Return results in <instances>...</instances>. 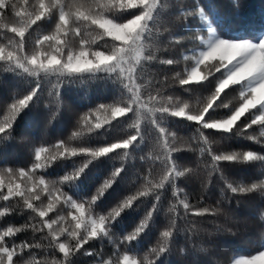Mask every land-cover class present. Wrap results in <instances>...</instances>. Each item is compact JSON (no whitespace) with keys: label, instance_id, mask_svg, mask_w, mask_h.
<instances>
[{"label":"trees","instance_id":"1","mask_svg":"<svg viewBox=\"0 0 264 264\" xmlns=\"http://www.w3.org/2000/svg\"><path fill=\"white\" fill-rule=\"evenodd\" d=\"M32 1H0V56L5 51L22 61L34 56L42 60L55 56L59 63L46 69L37 66L36 75H32L14 62L0 60V120L15 98L36 93L8 134L0 135V170H31L35 162L34 150L40 146L50 150L42 154V160L48 161L46 166L37 170V176L43 175L46 180L62 179L89 160L80 176L66 181L63 186L74 200L81 201L91 197L97 187L119 169L115 182L96 202L94 213L103 215L146 183V179L155 182L175 169H191L176 180V186L182 190L181 198H186L193 208L213 209L214 214L185 217L182 206L179 207L181 218L177 221L169 251L163 253L156 264H232L238 256L262 252L264 195L259 191L232 193L226 183L247 186L264 179V161H221V171L212 172L210 158L201 153L202 148L210 147L217 154L252 151L264 156V144L237 135L250 116L242 117L235 128L225 131L198 128L199 122L174 113L183 109L192 114L204 112L209 120L224 119L241 104L243 85L237 83L212 103L215 108L209 112V97L218 81L225 78L224 63L219 59L205 62L199 70L203 80L181 85L186 69L193 64L191 59L184 57H190L191 51L202 46L200 36L206 33L203 18L210 21L224 39L260 40L264 36V0ZM41 4L51 7L47 9L46 18L32 26L39 12L35 6ZM193 4L199 11L189 17L187 13L191 12ZM61 10L68 14V20L62 30H57V16ZM146 13L150 14L149 19L129 44L112 37L93 22L111 19L117 24H125ZM28 28L30 30L23 39L12 35L13 29ZM44 36L54 38L43 41ZM80 51H86L92 60L100 54L117 56L125 51L133 62L129 59V70L110 66L93 72L68 70V60ZM167 59L175 63H161ZM26 66L31 70V64ZM217 68L222 70L217 71ZM100 105L111 107L97 112ZM114 109L124 113L114 115ZM85 116L87 123L81 119ZM88 124H92V131L88 130ZM260 131L254 126L249 133L259 136ZM75 132L80 135L74 137ZM202 134L207 139L206 144ZM125 140L129 142L124 143ZM61 142L78 151L108 147L110 152L95 159L79 154L48 160L49 155L55 154L54 146ZM4 180L5 183L9 180L21 183L27 178L5 176ZM24 186L21 183V188ZM172 191V186L166 185L160 190L159 200L152 193L137 200L110 225L111 240L108 235L91 239L65 259V264H99L101 258L114 260L116 243L135 229L146 212L152 211L148 227L129 242L126 253L138 260L148 254L156 246L161 231L174 218L168 211L175 202ZM42 199L47 202L46 193L42 194ZM154 204L157 205L155 210ZM5 207L12 212L0 218V229L37 223L31 219L30 210L24 209L22 199L0 201V209ZM221 208L225 214H215ZM57 210L58 213H50L52 218L70 211L63 204H58ZM227 228L236 235L226 233ZM46 235L27 228L16 237L8 238L9 244L28 241L44 245L29 250L32 253L26 250L23 255L18 254L16 264H32L33 255L42 264H51L57 256L47 247L49 239H45ZM59 255L62 259L63 254ZM148 258L151 260L152 256Z\"/></svg>","mask_w":264,"mask_h":264},{"label":"snow or ice","instance_id":"2","mask_svg":"<svg viewBox=\"0 0 264 264\" xmlns=\"http://www.w3.org/2000/svg\"><path fill=\"white\" fill-rule=\"evenodd\" d=\"M191 12L187 13V15L193 16L196 15L199 11L196 9L195 4L191 6ZM47 16V8L46 5L41 4L40 11L36 14L32 26L38 24V22L45 19ZM63 16V19L61 17ZM59 29L62 30V25L67 22L68 14H66L63 10H61L57 16ZM30 30L28 29H13L12 35L17 39H23L26 36V32ZM19 31H23L24 35L21 36ZM179 43V41H176ZM241 46L242 52L241 55L233 62L232 65H229L227 69H223L225 76H227L231 71H234L236 68L245 64L249 58L250 54L255 53L258 50H264V39H262L259 43H249V42H240L233 43L228 42L223 39L217 40L214 43L209 42L207 50L200 51L197 56L188 57L185 56V60H194V63L190 68L186 69L184 78L181 80V85H187L196 79L193 75L194 71L202 70L204 63L208 60L206 57L209 53L214 49H219L222 47H231V46ZM210 49V50H209ZM35 62H33V57L25 60L19 59L17 56L13 55L11 52L5 51L2 56H0V60H4L5 62H14L18 68L23 69L25 72H29L32 75H36L37 66L40 69H46L47 66L38 65V58L35 57ZM161 63L166 65H173L175 63L172 59H167L161 61ZM222 63V61H221ZM27 64H31V70L26 66ZM222 70V69H220ZM259 81H264V68L260 70L257 77L255 79L249 80L244 86H242V92L246 93L243 96L241 104H243L247 99L248 95H250V89L253 84ZM219 82V81H218ZM57 97H59L58 93H55ZM36 95L35 92H32L28 95H24L21 98H15L13 102L8 106L7 112L4 115L3 120H0V135H7L9 130L13 127L18 115L24 110L29 103L33 100V97ZM111 107L110 105H100L97 112H99L103 108ZM215 105H212L208 111L214 110ZM236 109H233L228 116H231ZM254 110V111H253ZM117 113L119 109H114ZM178 113V116H183L184 110L181 109ZM91 113H89L90 115ZM177 115V113H174ZM250 114V115H249ZM248 122L240 128L237 135L244 136L246 139L253 140L256 143L264 144V120H258L257 117H264V105H260L258 109H252L244 113L241 117L238 118V121L231 124L225 125L219 123L217 121H209L207 114L200 119L197 115H188L186 118L189 121L197 122L199 119L200 127L204 129H218L231 131L238 125V122L242 117H248ZM227 118V117H225ZM82 120L87 123L88 117H82ZM92 124H88V130L92 131ZM255 127H259L261 129L259 136L256 134L249 133L250 129ZM245 133H249L245 135ZM79 132L73 133V136H79ZM203 142L206 144L207 139L201 135ZM129 141L125 140L124 143H128ZM55 154L49 155L48 160H55L61 157H74L79 154H84L92 159L102 157L105 154L110 152L108 147H101L95 150L90 149H82L77 150L75 147H66L63 142L58 145H55ZM50 150L45 148L44 146L37 147L34 150V160L35 162L32 165L31 170L25 171L22 169H2L0 170V201H7L9 199L20 198L24 201V209L30 210V213L33 214L31 219L37 221V223H33L30 225H24L21 227L15 226H6L3 229H0V264H16V260L19 255H23L27 250L28 253H32L34 248H40L37 243H30L28 241H22L20 244H15L14 242L9 244L8 238H14L16 235L22 231H25L27 228H31L33 232H36V229L39 228L42 231L49 232L50 234L47 236L49 239L48 248L52 249L56 254L57 258L51 261V264H56L57 261H61L62 264H65V259L70 258L71 255H74L77 251H79L85 244H87L91 239L96 238L98 236L102 237L103 235H108L111 240L110 235V225L127 209L133 206V204L139 200L140 198L148 196L150 193L155 194V199L159 200L160 198V190L165 188L166 185L172 186V196L175 198V202L172 203L168 209L170 213L174 214V218L170 219L169 224L161 231V234L157 240V244L155 247L150 249V252L144 255L139 260L133 256L128 255L127 249L129 242L136 239L140 233H142L149 225V221L152 217V211H148L145 213L142 220L137 224L135 229L125 236H123L118 243H116V252L115 259L104 260L101 258L99 264H124L125 260L135 261L136 264H156V260L163 254L169 251L170 241L173 238L174 232L177 230V221L181 218V214L179 212V207L182 206L184 210V216L192 215V216H204L205 214H214L213 209L210 208H193L187 201L186 198H181L182 190L176 186V180L179 178L184 171L180 169H175V171L165 177L164 183L155 188L153 191L142 194L139 189H137L134 193L125 196L121 201L116 203L114 207H112L106 214H95L94 209L96 202L100 200L104 194L110 189L112 184L115 182L119 175V169L114 170L102 183L97 187L94 194L81 201L74 200L67 191L64 190V184L66 181H73L77 179L80 174L84 171L87 164L90 162L89 160H85L84 163L80 166L79 169L73 171L70 175L63 177L58 180H46L43 175L37 176V170L43 168L47 164V160H42V154L48 153ZM175 153V152H174ZM172 153V157L173 154ZM201 153L203 155H207L211 161V171L219 172L221 171L219 162L221 161H236V162H252L257 160H264V156L258 155L252 151H240V152H227V153H215L212 151L210 147L202 148ZM172 166H175L174 160L172 161ZM12 177L17 176V178H27L26 181H33L31 184V189H36L37 191H42L47 194V198L51 197L52 207H55L56 204L67 205L68 209L72 214V219L68 224H66L67 230H61L59 232L56 231L55 228L46 229L45 222L52 219L50 213L53 211L44 212L43 210L38 209L34 202L31 199H25L26 193L29 191L28 184L22 180L25 186L21 188V183H15L9 180L8 183H5L4 177ZM262 180V179H261ZM255 181L247 186H233L232 183H226L227 189L232 193H247L249 191H254L257 187V183ZM157 205H153V209L155 210ZM12 212V209L7 207L0 209V218H3L6 214ZM85 236L88 239H85ZM121 249L123 251L121 252ZM264 252V251H262ZM63 254V258H59V254ZM261 253V252H260ZM259 253V254H260ZM258 254V255H259ZM149 255L152 256V259L149 260ZM257 255V256H258ZM253 261V258L247 259H235L234 264H250ZM32 264H42L41 261L36 260L34 255L32 259Z\"/></svg>","mask_w":264,"mask_h":264},{"label":"rangeland","instance_id":"3","mask_svg":"<svg viewBox=\"0 0 264 264\" xmlns=\"http://www.w3.org/2000/svg\"><path fill=\"white\" fill-rule=\"evenodd\" d=\"M0 1H2V0H0ZM32 3H35V1L33 0ZM44 5H46L47 9L51 7L48 4H44ZM40 6L41 5H37L35 7L38 8V10L40 11ZM140 17H141V19H140L139 23L136 25V27L134 29L130 30L127 33V35H125L124 32L117 33V32L114 31L111 34V36L116 38L117 40L123 42V43L129 44L130 42L133 41L134 37L136 38V36H135L136 32L142 27L143 23H145L149 19L150 14L146 13V14L140 16ZM100 20H105V19H100ZM106 20H110L113 23H115L111 19H106ZM202 21H203V24H204V28L206 29V33H204V34H202L200 36V41L202 43V46L200 48L196 49V50L191 51L190 55H189L190 58L193 57V56H197L200 51L207 50L209 42L214 43L215 41L220 40V39H223V40L228 41V42H233V43H240V42H245V41L249 42V43H259L262 39H264V36L260 40H258L256 42L255 41L246 40V39H237V40L224 39V38H222V37H220L218 35L215 27L212 25V23L210 21H208L207 19H204V18L202 19ZM115 24H117V23H115ZM104 29L109 34V31L106 28H104ZM134 51H137V49H134ZM241 52H242L241 48L240 49H236V48H232V47H222V48H219L217 50L216 55L214 57H212L211 59L207 60L206 62L212 61V60H215V59H219V60H221L224 63V69H227L229 65H232L233 62L235 60H237V58L241 55ZM233 53H235V55H233ZM81 54H83V55L81 56ZM132 54L135 56L134 53H132ZM230 55L232 56L231 60L227 59V57L230 56ZM221 57H224V59H220ZM49 58H45L44 60L38 59V64L43 63L45 66H48L47 65V60ZM70 58H71V60L70 59L68 60V62L66 64V67H67L68 70L74 71V72L99 71L100 69H102L104 67H108V66H110V67H119V70H125V69L129 70V68H127V66L129 65V59L131 60V62H133V59H131L130 56L128 55V53L126 54L125 51H122L117 56H107V55L100 54V55L97 56V58L95 60L89 59L88 56H87V52L86 51H80L78 53L73 54ZM77 58H80V62L79 63H77ZM191 61H193V63H194V60H191ZM249 61L253 62L252 63V72H251V74L242 76V78L238 82H236L235 84L239 83V84H242L244 86L249 80L255 79L257 77V75L260 72V70L262 68H264V50H260L259 47H258V50L255 53L249 55V58H248L247 62L245 64H243L242 66L236 68L235 70H238L239 68H241L244 65L248 64ZM58 63H59V61L57 60V62L55 64H58ZM69 63L72 64V67H68ZM55 64H53V65H55ZM197 72L200 73L199 70H197ZM231 72H233V71H231ZM201 80H203V75L200 73V75L197 76L196 79L193 80V81H201ZM261 83H264V81H259V82L254 83L252 88L250 89V93L251 94L248 95V99H252L253 97H256V102L247 111H249L250 109H252L254 107H259L260 105H264V91H262V92H254L253 91V89L258 88ZM242 94L244 96L246 93L242 92ZM179 111H176L175 113H178ZM113 113H114V115H120V114L124 113V111L119 109L118 113L116 111H114ZM193 114L192 113H187V112L184 111L183 117L186 118L188 115H193ZM194 115H197L200 119H202L205 114L203 112L201 114H194ZM220 120H223V119L215 118V119H212V120H209V121H220ZM197 122H199V119L197 120ZM216 130H218V129H216ZM25 182L31 188V184L33 183V181H25ZM263 251H264V249H263ZM258 254L259 253L255 254V255H251V256H238V257L234 258V260L235 259H247V258H250V257L253 258V260H254L257 257ZM234 260H233L232 264H234ZM259 264H264V259L260 260Z\"/></svg>","mask_w":264,"mask_h":264},{"label":"clouds","instance_id":"4","mask_svg":"<svg viewBox=\"0 0 264 264\" xmlns=\"http://www.w3.org/2000/svg\"><path fill=\"white\" fill-rule=\"evenodd\" d=\"M61 19H63V16L61 17ZM141 17L137 16L131 20H129L127 23L125 24H115L110 20H96L93 21L96 24H99V26L101 28H106L109 31V34L111 35L114 31L119 33V32H124L125 35H127V33L134 29L136 27V25L139 23ZM57 30H59V24H57ZM19 34L21 36L24 35L23 31H19ZM54 37H50V36H44L42 38L43 41H47L49 39H52ZM40 42L38 41V44ZM232 48H236V49H240L241 46L237 45V46H231ZM218 49H214L212 50L209 55L206 57V59H211L212 57H214L216 55ZM83 54H81L82 56ZM233 55H235V53H233ZM35 56L33 57V62H35ZM220 59H224V57H221ZM227 59L231 60L232 56H228ZM71 60V58H70ZM57 62L56 57L52 56L47 60V65L51 66L53 64H55ZM80 62V58H77V63ZM252 61H249L248 64L244 65L243 67L239 68L238 70H235L231 73H229L227 76H225L224 79L220 80L215 87L214 93L209 97V103L207 105L208 108L211 107L212 103L219 98V96L226 90L228 89V87L234 85L236 82H238L242 76L245 75H250L252 72ZM41 66H45L43 63H41ZM68 67H72V64L69 63ZM217 71H220L219 68L216 69ZM193 75L195 77L199 76L200 73L197 71H194ZM207 77H205L206 79ZM254 92H262L264 91V83H261L259 85L258 88L253 89ZM243 95V94H241ZM256 102V97H253L252 99H248L246 100L243 104H240L236 107L235 112L231 115V116H227V118H224L223 120L217 121L219 123L225 124V125H231L235 122L238 121V118L241 117L244 113L247 112V110L253 106ZM227 106V105H226ZM180 113H177V115H179ZM258 120H264V117H257ZM245 126V125H244ZM82 150V149H80ZM259 161H264V160H259ZM191 169H187L186 171L183 172V174L180 177H184L185 175H187L188 172H190ZM166 176V174H165ZM165 176H162L158 181H152V180H147L146 179V183L142 184L138 189L141 191L142 194H147L151 191H153L155 188L161 186L164 183V179ZM253 183V182H252ZM250 183V184H252ZM249 184V185H250ZM259 191L262 195H264V179L260 180L257 183V187L254 191H249L247 193H252V192H257ZM42 191H36L35 193H33L31 191V189H29L28 194L25 195V199H31L35 206L40 209L43 210L44 212L47 211H57V205H55V207H52V203H51V197L47 198V202L45 203V201L42 199ZM39 202V203H37ZM215 214L217 215H224L225 214V210L224 209H220L219 211L215 212ZM72 219V214L70 211H68L67 213H65L64 215H60L57 214L55 216V218H52L51 220H48L45 222V227L46 229H51V228H55L57 232L61 231V230H67L66 229V224H68L70 222V220ZM204 231H208V230H204ZM36 232H45L42 231L41 229L37 228ZM226 233H230L232 235H236V232H233L231 228H227L225 230ZM47 235L45 236V239H47V236L50 234L49 232H45ZM85 239L87 240L88 237L85 236ZM39 245V247H44V245H41L40 243H37ZM181 251H183V249H181ZM264 259V252H261L253 261L250 262V264H259V261ZM56 264H62L61 261H57ZM124 264H136L135 261H129V260H125Z\"/></svg>","mask_w":264,"mask_h":264}]
</instances>
